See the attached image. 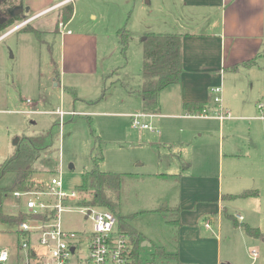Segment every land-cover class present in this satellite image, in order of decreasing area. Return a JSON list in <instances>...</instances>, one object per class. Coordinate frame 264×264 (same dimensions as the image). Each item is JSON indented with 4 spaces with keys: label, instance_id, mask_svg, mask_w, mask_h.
I'll list each match as a JSON object with an SVG mask.
<instances>
[{
    "label": "rangeland",
    "instance_id": "374dc122",
    "mask_svg": "<svg viewBox=\"0 0 264 264\" xmlns=\"http://www.w3.org/2000/svg\"><path fill=\"white\" fill-rule=\"evenodd\" d=\"M85 1L88 0H79L76 4ZM112 4L114 12L104 23L93 22L88 13L76 16L69 28L70 34L87 38L77 41L76 47L67 52L69 61L65 68L61 46L54 34L18 31L0 41V165L14 154L18 140L21 143L24 138L39 137L52 129L49 148L34 165L36 185L30 191H46L50 179L58 175L63 192L77 193L75 204L81 199L90 200L95 186L87 187V193L81 192L78 186L83 182V175L96 163L99 171L120 175L118 194L112 197L117 204L113 212L122 217L130 216L127 221L143 235L142 243L144 238L150 241V247L140 244V258L152 264H177L157 254L156 249L161 247L166 253H173L177 244L178 232L173 223L177 216L173 209L178 203L181 161L187 156L203 162L206 157L210 164L203 174L215 175L214 182L209 180L215 197L216 180L223 178L222 185L226 186V159L221 167L217 153L209 151L217 142V136L214 139L197 137L194 141L193 131L198 119L181 121L174 117L145 116L141 121L153 131L132 125L130 115L142 113L138 89L143 40L148 33L177 31L175 24L169 21L170 11L161 0H114ZM9 6L10 3L0 5V14L11 8ZM29 16L23 11L21 20ZM53 17V13L43 17L44 22L51 20L52 23ZM121 28L127 30L129 39L125 52L121 51L117 37ZM260 65L264 68V58ZM84 66L88 70L83 69ZM250 100L264 102V74L260 83L255 84ZM57 109L65 112L60 120L53 114ZM260 113L254 114L264 116V110ZM252 123V136L259 146L258 175L246 190L256 192V196L224 198L221 205L227 213L239 214L250 221L251 226L246 224L258 228L260 237H250L242 226H235L225 216L218 232L215 222L211 227L213 232L204 229V220L197 222L201 236L213 239L209 245L212 251L216 248L217 235L221 238V257L231 264H264V124ZM187 141L190 144H181ZM193 143L204 145L206 149L197 152L202 155H196ZM46 160L54 164L47 167ZM158 171H164L166 179L155 176ZM13 180L14 175L7 173L0 180V188L12 186ZM24 204L23 197L17 199L8 192L2 199L0 215L26 216ZM59 222L62 230L78 234L81 243L78 255L85 257L90 222L83 219L75 205L60 214ZM16 230V223L0 219V248L9 253L6 264L25 261L26 249H17L18 239L22 241V237ZM31 237L38 250L36 236ZM228 237L230 240L226 239ZM252 252L257 254L255 261Z\"/></svg>",
    "mask_w": 264,
    "mask_h": 264
},
{
    "label": "crops",
    "instance_id": "0c3cea01",
    "mask_svg": "<svg viewBox=\"0 0 264 264\" xmlns=\"http://www.w3.org/2000/svg\"><path fill=\"white\" fill-rule=\"evenodd\" d=\"M64 1L66 0H1L0 5L10 3L9 7L22 6L23 11L30 14L29 18H33L27 26L9 33L1 40L18 31L54 34L61 46L62 65L65 68L66 62L69 61L67 52L76 47L77 41L87 38L70 34L69 28L75 23L76 16L79 13H88L93 22L104 23L108 15L114 12V7L112 8L114 0H88L81 5L76 4L79 0H73L68 3L73 7V14L66 21L62 20V9L67 5H61ZM161 2L170 11L168 14H171L172 18L169 21L175 24L177 31L174 34L182 36V74L178 84L171 85L161 92L158 113L151 114L142 109V113L139 114L161 118L174 117L181 121L198 119V126L193 131L194 141L197 137L214 139L217 136V144L213 143L209 151L217 153L221 167L226 159L224 163L228 173L225 187L222 185L223 178L216 180L218 189L217 196L214 197L210 182L214 180L215 175L209 177L203 174V170L210 164L206 162V157L203 162H197L196 159L193 161L187 156L183 159L181 157L182 171L178 173L179 197L173 209L177 216L173 223L178 232V240L173 253L164 252L170 256L175 255L169 258L175 260L177 264L222 262L231 264L221 257V238L217 235L214 240L216 248L212 251L209 245L213 239L201 236L197 222L204 220L203 226L206 231H212V223L215 222L217 232L223 226L224 216L239 224L247 223L251 226L250 221L241 215L227 213L221 203L224 198H232L248 191L246 188L253 185L258 175L259 146L252 136V122L261 121L264 124V116L254 114L256 111L260 113L264 110V102L254 103L250 96L253 95L255 84L260 83L264 74V68L260 65V60L264 58V0H161ZM50 8L53 9L46 12ZM51 13L54 14L52 23L51 20L44 22L43 17ZM1 25L5 24L1 22ZM12 27L14 26H10L5 32ZM92 37L95 38L94 35ZM82 68L88 70L87 66ZM217 86L221 87V106L229 112V117L225 119L190 117L203 110H207L210 115L214 114L217 105L212 102L211 89ZM26 102L31 105L28 99ZM185 102H201L205 103V107L200 112L187 113L182 109ZM56 111H53L54 115ZM170 111L175 114H169ZM189 142L181 144H190ZM195 144L193 143L192 149L196 153L206 149L203 144ZM162 172L158 171L155 176L166 179V173ZM172 172L174 171L170 174H173ZM240 188L245 190L239 191L242 190ZM206 224L209 227H206ZM238 231L242 230L238 228ZM226 239L230 240V237ZM144 241L142 247L152 246L148 239L144 238ZM157 249L156 253L159 254Z\"/></svg>",
    "mask_w": 264,
    "mask_h": 264
},
{
    "label": "trees",
    "instance_id": "16d2710c",
    "mask_svg": "<svg viewBox=\"0 0 264 264\" xmlns=\"http://www.w3.org/2000/svg\"><path fill=\"white\" fill-rule=\"evenodd\" d=\"M1 1V0H0ZM73 7L67 4L62 9V20L66 21L71 18ZM21 17H13V19L5 25L0 26V36L8 27L20 22ZM28 29V28H26ZM4 31V32H3ZM119 45L121 51L125 52L128 47V35L125 28L117 31ZM181 35L174 33H148L142 43V64L140 69L141 87L138 90V95L141 100L142 109L147 113L159 112V98L161 92L180 82L182 74L181 62ZM205 107V103L201 102H185L182 105L183 111L187 113L200 112ZM53 135V130L50 129L46 134L35 138H24L21 143L16 144L14 154L3 161L0 165V180L7 174L14 175L12 186L8 188H0V206L3 197L9 192H30L31 188L36 185L33 180L34 165L41 157V154L49 148V141ZM47 167H51L53 161H45ZM120 183V175L104 173L97 169V164L94 163L93 168L83 175V182L78 186L80 191L87 193V187L95 186L90 200H78L77 203L81 207H97L107 209L116 215L114 208L117 204L112 199L118 194ZM256 196L254 191H244L235 197H253ZM117 198V197H116ZM26 216H5L0 215L3 221H12L17 225L25 219ZM118 229L126 234L133 245V257L140 261L138 249L143 241V237L129 223L130 216L116 215ZM27 218V217H26ZM38 219L37 217H32ZM235 226H242L244 232L253 238H259L260 232L258 228H252L247 224H239L233 221ZM18 239V243H19ZM157 252L165 258H172L175 255L165 254L161 248Z\"/></svg>",
    "mask_w": 264,
    "mask_h": 264
},
{
    "label": "built area",
    "instance_id": "2783aa9c",
    "mask_svg": "<svg viewBox=\"0 0 264 264\" xmlns=\"http://www.w3.org/2000/svg\"><path fill=\"white\" fill-rule=\"evenodd\" d=\"M73 0H66L62 4H68ZM50 8L46 12H50ZM44 13V12H43ZM33 18L24 19L15 23L8 32L0 36V40L9 33L27 26ZM221 87L211 89L212 102L217 105L214 114H209L203 110L199 114L190 117L225 119L229 117V112L221 106ZM261 107V106H260ZM59 120L65 115L62 110L55 113ZM146 114H135L131 116V123L140 130H151L152 128L141 121ZM77 193L69 194L61 189V180L58 175L50 179L46 191L39 192H14L12 196L25 199V211L27 220L17 225L16 233L22 237V241L17 244V249H26V255L22 264H152L148 261L136 260L133 257V245L130 238L118 229L117 217L114 213L106 209L97 207H81L75 204ZM46 199H51L47 201ZM75 205L78 207L83 219L91 224L90 233L86 238L87 254L80 257L79 236L75 232L62 230L60 227V214L67 211V207ZM90 211L89 214L87 212ZM32 217H37L34 219ZM206 227H209L206 224ZM40 246L38 250L34 248L33 238ZM18 237V238H19ZM25 238V239H24ZM9 253L5 248H0V264L8 262ZM257 258L256 252H252V259Z\"/></svg>",
    "mask_w": 264,
    "mask_h": 264
},
{
    "label": "flooded vegetation",
    "instance_id": "af4514ba",
    "mask_svg": "<svg viewBox=\"0 0 264 264\" xmlns=\"http://www.w3.org/2000/svg\"><path fill=\"white\" fill-rule=\"evenodd\" d=\"M14 7H11V8H8L6 10V14L1 16L0 15V22H3L4 24H8L12 19H13V16L10 15V12L13 10Z\"/></svg>",
    "mask_w": 264,
    "mask_h": 264
},
{
    "label": "water",
    "instance_id": "95a60500",
    "mask_svg": "<svg viewBox=\"0 0 264 264\" xmlns=\"http://www.w3.org/2000/svg\"><path fill=\"white\" fill-rule=\"evenodd\" d=\"M23 13V7L22 6H17V7H14L13 10L10 12V15L15 17V16H18L20 14ZM1 23V22H0ZM17 143V141H15V144ZM72 166H70L71 168ZM90 211L87 212V214H89ZM144 244H142L143 246ZM149 245V244H148Z\"/></svg>",
    "mask_w": 264,
    "mask_h": 264
}]
</instances>
